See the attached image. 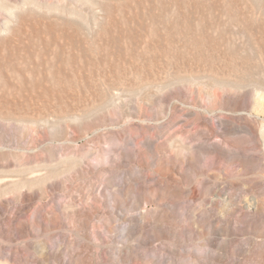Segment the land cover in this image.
<instances>
[{"label":"rangeland","instance_id":"obj_1","mask_svg":"<svg viewBox=\"0 0 264 264\" xmlns=\"http://www.w3.org/2000/svg\"><path fill=\"white\" fill-rule=\"evenodd\" d=\"M0 264H264V0H0Z\"/></svg>","mask_w":264,"mask_h":264}]
</instances>
